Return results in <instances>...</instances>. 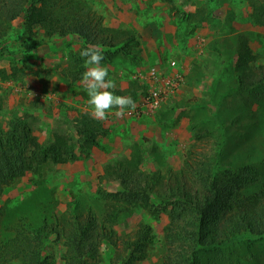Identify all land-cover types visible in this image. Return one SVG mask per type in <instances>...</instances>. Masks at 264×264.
Wrapping results in <instances>:
<instances>
[{"label":"rangeland","instance_id":"374dc122","mask_svg":"<svg viewBox=\"0 0 264 264\" xmlns=\"http://www.w3.org/2000/svg\"><path fill=\"white\" fill-rule=\"evenodd\" d=\"M78 1H88L93 13L103 18L104 25L129 29L138 36L139 60L119 56L103 64L109 68L116 95L132 97L133 89L138 92L137 107L123 118L110 113L106 120H98L104 130L97 139L100 148L91 147L81 152L79 121L83 114H90L89 97L81 78L73 82L65 77V72L82 77L79 68L82 65L71 64L72 53L83 46L81 40L71 35L49 37L43 29L30 33L25 31L24 17L13 21V28L5 35L4 56L0 59V130H8L16 119H23L41 141L59 132L73 137L78 146L74 160L47 164L41 175L29 173L4 188L0 194V208L4 211L0 232L6 237L11 236L8 229L12 222L36 221L40 224L44 216H60L77 200L97 212L103 211L100 191L114 193L120 189L118 182L104 178L105 168L111 161L129 156L135 143L143 142L147 147L143 168L152 172L177 171L188 155L197 157L220 150L217 144L222 137L218 128L223 124L229 126L234 119L230 115L235 114L236 109L248 108L250 102L246 95L239 97L241 94L228 93L237 83L236 62L230 61L237 58L236 39L240 41L244 37L247 41L254 56L252 69L264 70V27L250 22L253 10L249 0ZM200 11L206 14L205 20L199 22L190 17H197ZM2 30L0 28V34ZM172 62L176 63L174 68ZM14 66L21 68L22 73L11 80ZM153 68L164 74V79L178 80V85L172 93H167L159 108L150 110L143 104L147 89L142 86L147 85L149 70ZM217 78L220 93L212 98L210 89ZM223 94L225 98L220 100ZM219 101L224 103V111L217 112L214 104ZM250 103V111L257 115V105ZM205 104L198 114L210 120L205 127L216 124L215 136L197 142L190 116L197 113L195 107ZM258 117H253L254 121H249L250 117L239 118L236 125L232 124L228 132V163L247 161L252 144L257 145L255 151H261L263 156V139L257 131ZM260 121L264 123V114ZM203 128L199 125L197 132ZM238 153L243 157L239 156L237 161L234 155ZM255 155L258 157V152ZM169 220L168 213L154 217L148 211L134 210L116 229L120 235H125L135 231L142 222L149 223L155 241L143 264H158ZM245 240L248 239L222 249L202 251L199 264H264V238ZM61 253L62 244L55 240L45 251V255L54 256L55 264H63ZM103 253L105 261H109L111 250L108 246L103 247Z\"/></svg>","mask_w":264,"mask_h":264},{"label":"trees","instance_id":"16d2710c","mask_svg":"<svg viewBox=\"0 0 264 264\" xmlns=\"http://www.w3.org/2000/svg\"><path fill=\"white\" fill-rule=\"evenodd\" d=\"M249 2L253 10L250 22L264 27V0ZM202 11L197 17H190L199 22L205 20L206 14L202 15ZM22 17L25 31L30 33L43 29L49 37H78L83 46L72 53L71 64L82 65L80 73L85 70L80 52L90 45L100 46L105 56L102 64L111 63L119 56L126 60L139 58L138 36L129 29L104 25L103 18L93 13L88 1L0 0V28L3 29L0 59L4 56L2 51L8 29L13 28V21ZM235 41L238 44L237 58L230 61L236 62L237 83L228 93L241 94L239 97L246 95L257 105V115L250 111L249 101L248 108L236 109V113L230 115L234 118L231 124L218 128L222 137L217 144L220 150L197 157L188 155L177 171L144 170L148 149L143 142L135 143L129 156L111 161L105 168L104 178L118 182L120 189L114 193L100 191L103 211L97 212L77 200L60 216H51L52 219L44 216L40 224L36 221L12 222L8 229L11 236H3L0 232V264H55L52 254L45 255L53 240L62 244L63 264H143L155 241L152 226L142 222L135 231L125 235H120L116 229L134 210L148 211L154 217L160 213L169 215L158 264H199L202 251L222 249L246 238V242L252 237L264 238V151L261 156V151H255L257 145L252 144L246 155L247 161L228 163V132L239 118L250 117L248 120L254 121L253 117L259 115L257 131L262 135L264 149V123L260 121L264 114V70L252 69L254 56L244 37ZM19 73H22L21 68L14 66L11 80L17 79ZM65 77L73 82L81 78L79 74L70 76L66 72ZM137 81H134L136 87ZM212 85L210 93L214 98L220 93L218 78ZM142 87L147 89V85ZM225 95H221L220 100ZM132 98L134 101L138 99L135 89ZM223 104L222 101L214 104L217 112L224 111ZM205 106L195 107L197 113L190 116L191 130L197 142L215 136L216 124L215 127L209 124L205 127L210 120L198 114ZM79 124L81 152L91 147L100 148L97 139L104 130L99 121L85 113ZM199 125L205 128L200 133L197 132ZM58 133L41 141L23 119H16L8 130H0V194L6 186L29 173L41 175L47 164H65L74 160L75 147L78 146L74 138ZM234 156L237 161L239 156L243 157L241 153ZM3 219L4 211L0 208V230ZM104 246L111 250L109 261L104 259Z\"/></svg>","mask_w":264,"mask_h":264},{"label":"clouds","instance_id":"9594fccd","mask_svg":"<svg viewBox=\"0 0 264 264\" xmlns=\"http://www.w3.org/2000/svg\"><path fill=\"white\" fill-rule=\"evenodd\" d=\"M84 58L86 71L81 77V84L88 94L87 104L90 115L96 120H106L111 113L116 118H123L137 105L130 96L116 95L115 83L109 78V68L102 64L105 56L99 45H90L80 52ZM115 110V111H114Z\"/></svg>","mask_w":264,"mask_h":264},{"label":"built area","instance_id":"2783aa9c","mask_svg":"<svg viewBox=\"0 0 264 264\" xmlns=\"http://www.w3.org/2000/svg\"><path fill=\"white\" fill-rule=\"evenodd\" d=\"M176 66L172 62L171 67ZM164 74L158 73L157 70L150 69L147 78V95L143 99V104L150 110L159 108L165 101L167 93L177 89L178 80L164 79ZM144 78V77H143Z\"/></svg>","mask_w":264,"mask_h":264}]
</instances>
